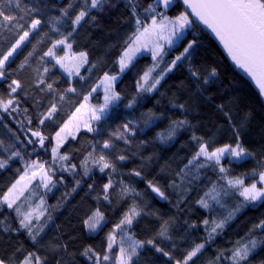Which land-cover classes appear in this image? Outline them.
<instances>
[{"label":"snow or ice","instance_id":"obj_1","mask_svg":"<svg viewBox=\"0 0 264 264\" xmlns=\"http://www.w3.org/2000/svg\"><path fill=\"white\" fill-rule=\"evenodd\" d=\"M0 174V264H264V0H0Z\"/></svg>","mask_w":264,"mask_h":264},{"label":"trees","instance_id":"obj_2","mask_svg":"<svg viewBox=\"0 0 264 264\" xmlns=\"http://www.w3.org/2000/svg\"><path fill=\"white\" fill-rule=\"evenodd\" d=\"M226 53H224L218 42L213 39L205 40L204 47L200 48L196 54L198 60H202L209 64L217 63L220 66L222 79L227 84L231 79L236 78L243 88V92L246 96H255V85L242 73L239 69L233 70L230 60L225 59ZM222 61V63H221ZM242 78V79H241ZM8 175L0 174V185L7 182ZM59 195V193H57ZM50 202H54L50 200ZM160 206V205H158Z\"/></svg>","mask_w":264,"mask_h":264}]
</instances>
